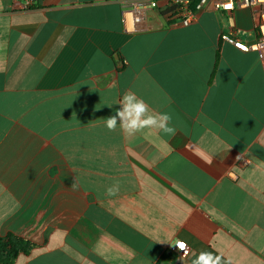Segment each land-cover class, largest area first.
Listing matches in <instances>:
<instances>
[{
  "label": "crops",
  "instance_id": "0c3cea01",
  "mask_svg": "<svg viewBox=\"0 0 264 264\" xmlns=\"http://www.w3.org/2000/svg\"><path fill=\"white\" fill-rule=\"evenodd\" d=\"M134 1L0 0V237L25 243L0 264H264V53L219 37L250 12ZM129 91L175 135L109 131Z\"/></svg>",
  "mask_w": 264,
  "mask_h": 264
},
{
  "label": "built area",
  "instance_id": "2783aa9c",
  "mask_svg": "<svg viewBox=\"0 0 264 264\" xmlns=\"http://www.w3.org/2000/svg\"><path fill=\"white\" fill-rule=\"evenodd\" d=\"M35 0H23L24 5L29 7ZM164 12L169 21L177 22L183 26L190 25L196 21L197 14L202 11L209 1L215 10L231 12L234 9H247L251 15V31L254 34L252 41L245 42L238 28L229 24L220 32V40L230 42L235 48L242 52L260 51L264 53V0H163ZM158 0H135L130 8L122 11L124 19L132 15L134 8L157 9ZM183 242L176 241L168 248L181 256L188 254V247L180 250Z\"/></svg>",
  "mask_w": 264,
  "mask_h": 264
},
{
  "label": "clouds",
  "instance_id": "9594fccd",
  "mask_svg": "<svg viewBox=\"0 0 264 264\" xmlns=\"http://www.w3.org/2000/svg\"><path fill=\"white\" fill-rule=\"evenodd\" d=\"M119 105L115 114L106 118V127L109 131H116L119 125L120 130L130 136L143 132L145 129H158L166 135H175L176 129L171 126V115L153 112L149 105L135 93L126 92L119 101ZM118 191V184L106 189L109 196L116 195ZM181 245L180 250L187 247L184 244ZM191 264H231V261L212 252L201 251Z\"/></svg>",
  "mask_w": 264,
  "mask_h": 264
},
{
  "label": "trees",
  "instance_id": "16d2710c",
  "mask_svg": "<svg viewBox=\"0 0 264 264\" xmlns=\"http://www.w3.org/2000/svg\"><path fill=\"white\" fill-rule=\"evenodd\" d=\"M25 243L17 238L11 237H0V257L4 256L6 259L15 257L18 251L24 249ZM8 263V262H7Z\"/></svg>",
  "mask_w": 264,
  "mask_h": 264
},
{
  "label": "water",
  "instance_id": "95a60500",
  "mask_svg": "<svg viewBox=\"0 0 264 264\" xmlns=\"http://www.w3.org/2000/svg\"><path fill=\"white\" fill-rule=\"evenodd\" d=\"M114 57H116V55Z\"/></svg>",
  "mask_w": 264,
  "mask_h": 264
},
{
  "label": "snow or ice",
  "instance_id": "6c2138e0",
  "mask_svg": "<svg viewBox=\"0 0 264 264\" xmlns=\"http://www.w3.org/2000/svg\"><path fill=\"white\" fill-rule=\"evenodd\" d=\"M182 246V245H181Z\"/></svg>",
  "mask_w": 264,
  "mask_h": 264
}]
</instances>
